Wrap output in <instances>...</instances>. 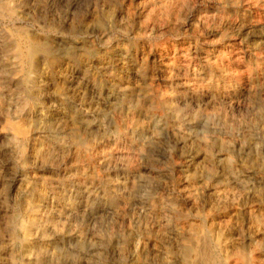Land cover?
Here are the masks:
<instances>
[{
  "label": "rangeland",
  "instance_id": "obj_1",
  "mask_svg": "<svg viewBox=\"0 0 264 264\" xmlns=\"http://www.w3.org/2000/svg\"><path fill=\"white\" fill-rule=\"evenodd\" d=\"M54 1L55 0H15V3L17 6H19L18 10L20 12L28 13L29 11L33 17L35 16V19H45V17L49 14L47 13V11L50 12L49 7ZM124 1L122 2V0H66V3H64L65 0H61L60 3L62 4V10L59 12V14L62 13L61 16L67 19H71L72 17L74 19L93 18L91 21L96 29L94 35V40H96L95 45L97 52H100L102 54H110L115 48L128 50V52L132 54L135 51V45L137 44L139 46L142 45V43L147 44L146 46L150 49H155L158 46H162L167 42L181 39H189L193 43V45L196 43L197 45H200V40L207 39V34L213 31H215L216 34L214 35V38L212 36L208 39V41L214 43V45L217 46V49H220L219 51H221L225 48V46L229 44V41H232V35H234L233 31L231 32V30L222 29V23L227 25V27H230L231 23H236L238 26L244 27L250 26L253 28V35L247 36L248 38L244 37L246 39H243V42L241 41L243 50L246 51L245 53L250 55V58H247V60H245L244 63L241 65L243 68H240L238 70V68L236 69V67L233 66L234 68L229 71L232 74L238 73V75L242 71H244V73L246 72L244 81H242V84L238 86V89L242 92L241 96L239 98L235 97L237 101L235 98H233V100H227V102L224 101L225 104H219V102L222 103V101L219 100L208 101V99L200 97L201 99H199L200 101H198L200 104L197 101V104L196 102L191 104H186L185 102H182V105H179L178 109L175 111V108L173 110H170L172 105L175 104H171L169 102L165 103V101H167L166 99H172L177 96L176 89L172 85V83L163 85L159 82L152 83L151 81L147 80H138V83L135 82L132 84L131 87L133 89L131 92V97H129V99L125 102L122 96L123 92L121 91V89L125 88L127 84L125 82H119L120 77H116V79L114 78L112 80V83H115L114 93L116 96H118V102H122V104L121 106L118 105V107L116 108L114 106L109 107L106 106V102H102L101 100H99L97 106L98 110L96 109V111L94 112V115L96 114L97 116H94L97 125L95 124L93 131L89 132L87 129L82 128L84 126H82L81 124H78V126L77 124H71L72 120H67L66 118H64L63 120H58V122L60 123L56 122L53 124L55 125V128H57L56 125L59 124L60 132L63 128L61 132L62 135H60L59 137H61L62 139L60 143L63 145V149H65L66 152L65 150H63V153L60 155L59 160L58 158L52 159L50 158V156H47L44 162L36 163L35 166L30 165L29 167H21L17 164L15 158L13 157L12 148L7 145H1L0 143V264H10V262H8V259H10V257H8L9 255H7L8 250H10V248L12 256L17 262L16 264H28L30 263L29 260L31 259V261L33 262H31L30 264H36L35 259L37 255L42 254L44 250L45 252L46 250H49V257L50 255L55 254V257L58 256L59 258L61 252H63L62 255L66 253H74L78 255V249L75 247V243L70 242V239L66 238V240H61V235L57 237L51 235L52 231L49 229L51 227L53 228L54 225H56L58 229L63 230L65 233H69V231L72 230L73 232L71 231V234H73L74 231L78 232L80 231V229L83 228H85V233H88L90 231L87 235L88 238H86L87 242L93 244L97 243L100 247L99 251H101L99 252L100 258L94 259V263L97 262V260H101L102 258L103 260L101 261V263L103 264H157L159 261L160 262L158 264H174V262L175 264H180V260L178 257L181 255V249L183 248L182 244L184 239L194 237L196 239H206V241L211 244L213 248L218 247V249L220 250V254L218 255L223 263L264 264V0H184V9L181 10V13L183 15L184 13L185 15L188 14V16L183 17V15H180V19H185V17H189V19H192L193 27L188 30L184 29L181 31H176L175 29H173V25L171 23V20L178 19L176 18V15L173 17L162 15L157 18H148L156 19L151 20L150 23L153 26L156 24V26H158V30L161 29L159 30V32L152 34H150L149 31L147 32L148 34L143 31V23H140L138 21L139 17L136 12L138 6H141L147 2L150 3L152 0ZM28 2L30 5H28ZM89 11L91 12L92 16H86V13ZM49 15L52 16L53 14L50 13ZM2 27L3 29L10 30V27L4 19V16L0 15V29ZM226 58L230 59V56H227ZM233 70H238V72H235ZM232 78L233 76L230 79ZM251 81L255 82L251 83ZM3 82V86L6 87L8 85V82L10 81L5 78ZM116 84L122 87L120 88L116 86ZM6 91L7 89H4V92ZM247 91L250 92L247 93ZM12 99L13 104V101L17 100V97L14 96ZM53 101L56 100L53 99ZM15 102L16 101H14V103ZM214 102L216 103V105ZM228 103L231 107L227 105ZM252 103H254V105ZM70 105L71 104L69 103L67 105H61V109L63 108L64 110H62L65 112L67 111L68 113L70 111ZM203 105L205 106V109L207 108V110L203 109ZM220 107L221 110H219ZM104 109L106 111H108L107 109H109V111L106 112ZM182 109L184 112H182ZM222 109H224L225 112L224 110L222 112ZM130 115L132 116L130 117ZM110 116L112 117V119L110 118ZM100 117L103 119L101 120ZM174 120L176 121L174 122ZM72 127H78V129L82 131H78L80 133L79 137L93 138L94 142L97 141V143H101L100 145L98 144L99 147L96 146L97 148H95L94 151L90 152L91 156L92 154L98 153L99 160L97 159L95 163L92 160L89 161V159H85L82 157V163L79 164V167L77 169L78 173L76 171V173H74V176L81 177L80 173H82V170H84L86 166H89L90 170L86 167L88 169L87 171L93 173L96 179V183L92 190H86L85 192H90L91 200H93L94 195L96 193H99V198H97V200L94 202L95 206L104 204V200L112 202L111 204L113 205L112 208L111 206H108L109 208H111V210H106V212H103L102 214L96 217L88 216L82 219L83 215H81V219H77V222L79 221L78 224L76 223V221L72 222L71 224V222L65 220V217H68L70 211H72L73 209H77L80 204V201L78 200L79 193L80 191L82 192L83 190H85L79 189L76 181L77 178L74 179V177L71 176V173H73L72 169L69 170V167L71 165L70 160L75 157V148L81 149V147H78V145L73 142L72 136H70L73 132ZM155 128L158 129L160 134V139L158 141L160 144L157 143V146L155 145L156 147L154 148V152L152 151L153 155H150V157L147 158V153L143 152L142 149L150 140H156L157 136L155 137V131H153ZM95 129H98L99 131ZM161 129L162 133L160 132ZM96 132L99 133L96 135ZM151 133H153V135ZM128 140L130 144L128 143ZM131 142L133 145L131 144ZM128 144L133 147H130ZM206 147H208V150ZM130 148L134 150H129ZM136 150H141V152H136ZM69 151L71 152L69 153ZM131 155L133 156L130 157ZM135 155L138 156L135 157ZM83 156H85L84 153ZM139 156H141V158ZM133 157H135L136 160ZM112 160H114L115 162ZM90 162L92 163L90 164ZM99 163L103 166L101 170H98L97 167L99 166ZM142 163L144 164V166ZM93 165H95V167H93ZM211 166L213 167V169ZM139 170L140 174H142L138 180L140 194L139 196L137 195L136 197H134V200L137 201V204L136 202H133L129 206H127L128 208L126 206H123L122 204H119L118 206L117 199L113 194L114 189L112 188L113 184H115L114 181H118L123 178L126 172L136 174ZM23 173H28V178L24 179L23 184L28 186L29 189L33 191V193H41L43 195L44 200L47 199V203H50L49 205L51 207L56 206L57 204L61 206L60 209H64V212L61 214V216L63 217L61 221L55 220L50 216L47 220V217L43 215V217L46 218V221L44 220L45 222H43L39 218V213L36 214L33 219H37V224L35 228H33L31 233L32 238L35 237L32 240L36 242V245L31 244L25 246V244L22 245L21 242H17V236L23 237L24 235V228L21 226V223H23V221L26 222V220H32V218H28L29 216L26 213V204H19V202L16 200V202H14V197H12V194L10 193L14 185L17 184H15V181L22 179ZM30 173L33 174V177L29 176ZM54 174L57 175L55 176ZM208 175L210 177H208ZM180 179H185L186 181L184 180V182ZM198 180L201 182H199ZM205 181L206 183L202 184V182ZM87 186L88 189L91 187V185L88 184ZM183 187L184 189L186 187L188 188H186L187 190H184ZM218 188L222 190H218ZM178 189L182 190L183 192H179ZM194 191H196V193ZM212 191L213 193H210ZM216 192H221L223 196L220 193V198L217 197L219 193H217L216 195ZM180 193H184L182 197ZM88 195L89 194H87L85 197L87 198ZM221 197L224 198L221 199ZM206 200H208V202ZM227 200L229 201L227 202ZM153 201L154 203H152ZM217 201L221 202H219L218 204ZM223 201L227 203L225 204ZM116 202L117 204H115ZM182 202H186V204H183ZM222 202L224 205H220V203ZM161 203H164L163 205L165 207ZM197 203L199 205H197ZM177 205L178 207L176 208L175 206ZM216 205L218 206L215 211L214 206ZM222 205L225 207H223ZM179 206L182 207L180 208ZM163 207L166 210L162 209ZM191 207H194L196 209H192ZM200 207H202L201 210ZM218 207L221 210L218 209ZM209 208H211V210ZM181 209L184 211V213H182L183 211ZM186 209H188L191 213ZM208 209L211 211V213ZM68 210H70L69 213ZM147 210H149V212ZM124 212L126 213L124 214ZM160 212L164 213L159 215ZM174 212L177 215H175ZM149 213H151L152 215ZM192 214L195 218L191 216ZM156 215L161 217H156ZM204 219L207 221H205ZM179 220L181 221L178 223ZM144 221L146 222V224ZM102 224L104 225L103 227ZM117 224L118 228L115 226ZM163 224H166L165 227ZM168 224H170V226ZM190 224L192 226H190ZM64 226H66L65 229ZM171 226H173V228H171ZM38 227H41V229L39 230ZM181 227H185V229H182ZM94 228L96 230L98 229L97 231H99L98 233L100 234L96 233L97 231ZM190 228L193 231H191ZM150 229L152 231H150ZM109 230H114V233ZM166 230H169L171 232ZM43 231H46V234L44 236H42L41 234ZM197 231H199V234L202 231L203 235L201 233L198 236ZM105 232L107 233V236ZM162 233H166V235L168 236L164 234L163 237ZM136 234L139 235L137 236ZM109 235L113 237L112 241L114 243L107 242V237ZM186 235H188V237ZM170 237L172 240L170 239ZM128 239L130 240V242ZM166 239L168 240L164 243V240ZM95 240L96 242H94ZM102 240L104 241V243ZM226 240L228 241L226 242ZM67 244H69V246ZM12 245H14V249ZM15 245L17 247H15ZM21 245L22 249L20 248ZM64 245L66 246V248ZM124 247L126 248L124 249ZM59 250L61 252H59ZM145 250H149V252ZM160 250H162L163 253H161L162 251L160 252ZM101 253L103 254L101 255ZM146 253L147 256H145ZM157 253L159 255H157ZM230 253L233 256L230 255ZM118 255H120V257ZM254 255L256 256V258ZM164 256L165 258L163 259ZM19 257L21 260L19 259ZM133 257H135L136 260H134ZM161 259L164 261H162ZM54 261L61 262L62 258L55 259ZM95 264H99V261Z\"/></svg>",
  "mask_w": 264,
  "mask_h": 264
},
{
  "label": "bare ground",
  "instance_id": "obj_2",
  "mask_svg": "<svg viewBox=\"0 0 264 264\" xmlns=\"http://www.w3.org/2000/svg\"><path fill=\"white\" fill-rule=\"evenodd\" d=\"M60 1L61 0H55L50 5V7H49L50 12L47 11V13H49V14L52 13L53 14L52 16H50L48 14L45 17V19H35L34 18L35 16L33 17L29 11H28V13L20 12L18 10L19 6L16 5L15 0H0V15L4 16V19L6 20L8 26L10 27V30L3 29V27L0 29V43H1V48H0V135H2V136H0V143H1V145H7V146H10L12 148L13 157L15 158V161L17 162V164L20 165L21 167H24V166L29 167L30 165L35 166L36 163L44 162V160H45V158H47V156H50V158H52V159H55V158H58V160L60 159L59 157L63 153V150H65V149H63V145L60 143L62 139H61V137H59L60 135H62L61 132H62L63 128L60 132L59 124L56 125L57 128H55L54 127L55 125H53L54 123L58 122V120H63L64 118H66L67 120L70 119V120H72L71 124L72 123L77 124V126H78V124H81L82 126H84L82 128L87 129L89 132H91L94 130L93 128H94L95 124L97 123V122H95L96 121L95 117H97V116H96V114L94 115V112L96 111V109L98 110L97 106H98L99 100H101L102 102H106V106H109V107L114 106L116 108V107H118V105L121 106L122 102H118V96H116L114 93L115 83H112V80L114 78L116 79V77H120L119 82H125L127 84V86H125V88L121 89V91L123 92L122 96H123V99L125 102L129 99V97H131V92L133 89L131 87L132 84L135 82L138 83L139 82L138 80H142V81L147 80V81H151L152 83L159 82L160 84L162 83L163 85L172 83V85L176 89V93H177L176 95L177 96L172 98V99H166L167 101H165V103L169 102L171 104H175V105H172V107L170 106L171 107L170 110H173L175 108V111L178 109L179 105H182V102H185L186 104L187 103L191 104V103H194L196 101L197 102L200 101L199 99H201V98H205V99H208V101L209 100H211V101L219 100V101H222V103L219 102V104H223L224 101L227 102V100H233V98H235V97L239 98L241 96L242 92L238 89V86L242 84V81H244V78L246 76L245 75L246 72L244 73V71H242L238 75V73L232 74L229 71H231L234 67H236V69L238 68V70L240 68H243L241 65L244 63L245 60H247V58H250V55L245 53L246 51L243 50L241 41L243 39L248 38L247 36L253 35V30H252L253 28L252 27H250V26H248V27L238 26L236 23L235 24L231 23L230 27L229 26L227 27V25L222 23L221 24L223 26L222 29L231 30V32L232 31L234 32V35H232L233 36L232 41L231 42L229 41V44L227 46H225V48L221 51H219L220 49L219 50L217 49V46H215L214 43L208 41V39L210 37L213 36V38H214V35L216 34V32L213 31V32H209L207 34L208 35L207 39H205V40L201 39L200 40V42H201L200 45H197V43L193 45V43L189 39H187V40L181 39V40H173V41L167 42V43L163 44L162 46H158L155 49H152V48L150 49L149 47L146 46L147 44L142 43V45H140V46L137 44V45H135V51L132 54H130L128 52V50L119 49V48H115L114 50H112V53H110V54H104V53L102 54L100 52H97V49H96V45H95L96 40H94L95 39L94 35H95L96 29L93 26L92 21H91L93 18L92 19H79V18L74 19L73 17L72 18L70 17L71 19H67V18L62 17L61 16L62 13L59 14V12L62 10L61 9L62 4L60 3ZM123 1L124 0H122V2ZM147 1H149V0H147ZM233 1H238V0H233ZM184 2H185L184 0H152L150 3L147 2L141 6H138L136 12H137V15L139 17L138 21L140 23L141 22L143 23V29H144L143 31H145L146 33L149 31L150 34L159 32V30H161V29L158 30L157 29L158 26H156V24L153 26L150 23L151 20H156V19H148V18H157V17L162 16V15H165L168 17L169 16L173 17L176 15V18H178V19L171 20V23L173 25V29H175L176 31H181L184 29L188 30L191 27H193L192 19H189V17H185V19H180V15H183L181 13V10L184 9ZM64 3H66V0ZM28 5H30L29 2H28ZM93 12H95V11H93ZM178 12H179V14H178ZM87 15L92 16L90 11L86 13V16ZM184 16H188V14L185 15V13H184L183 17ZM241 28H243V29H241ZM195 29H196V27H195ZM244 37H246V38H244ZM227 56H230V59L226 58ZM235 70H233V71H235ZM238 70L235 72H238ZM98 73H99V76H98ZM232 76H233V78L230 79ZM5 78H7L10 81V82H8V85L6 87L3 86L4 85L3 80ZM215 79H218V80H215ZM253 82H255V81H253ZM253 82L251 81V83H253ZM106 85L109 87H107ZM116 86H118L120 88L122 87V86H119L117 84H116ZM4 89L5 90L7 89V91L4 92ZM248 92H250V91H247V93ZM14 96L17 97V100H14L16 102L14 103V101H13V104H12V100H13L12 98ZM249 96H250V94H249ZM53 99L56 101H53ZM255 99H257V98H255ZM208 101H206V102H208ZM236 101H237V99H236ZM197 102H196V104H197ZM68 103L72 105V106L70 105V107H69L70 111L68 112L70 117H69L67 111L65 112V111H63L64 110L63 108H62L63 110L61 109V105H67ZM209 103H211V102H209ZM229 103L227 104L228 106H230ZM238 103H240V102H238ZM252 104L254 105V103H252ZM215 105H216V103H215ZM217 105H218V103H217ZM167 106H168V104H167ZM189 106H191V105H189ZM198 106H201V105H198ZM202 107H204L203 109H205L204 105ZM216 108H214V109H216ZM107 110L109 111V109H107ZM205 110H207V108ZM205 110H204V112H205ZM219 110H221V107L219 108ZM223 110L224 109H222V112H223ZM108 111H106V112H108ZM182 112H184L183 109H182ZM224 112H225V110H224ZM63 114H65L67 116H65ZM220 115H221V113H220ZM131 116L132 115H130V117ZM144 116H146V115H144ZM150 117H153V116H150ZM110 118L112 119L111 116H110ZM100 119L102 120L103 118L100 117ZM118 120H119V118H118ZM175 121L176 120H174V122ZM58 123H60V122H58ZM72 130H73V132L71 133L70 136H72L73 142L76 145H78V147H81V149L75 148V152H74L75 157L74 158L71 157L72 160H70L71 165L69 167V170L72 169L73 173H71V176L74 177V179L77 178L76 181H77L79 189L80 190L85 189V190H83L82 192L80 191V193H79V196H78V200L80 201L79 206L77 207V209H73L72 211L68 210V213H69V211H70V213H69L68 217L65 215L67 217V218L65 217V220H68V222H71V224H72V222L76 221V223L78 224L79 221L77 222V219L78 218L81 219V217H80L81 215H83L82 219H84L85 217H88V216L96 217V216L102 214L103 212H106V210H111L113 205L111 204L112 202L104 200V202H103L104 204H100L99 206H95L94 202L97 200V198H99V193H96L94 195L93 200H91L90 199V192L89 193L85 192L86 190H92L95 183H96V181H95L96 179H95V176L93 175V173H91L90 171H87L89 169V166L88 167L86 166L88 169L86 167L84 170H82L83 168L81 169L82 170V173H80L81 175L78 174L81 177L74 176V173H76V171L79 167V164L82 163L81 162L82 157L85 159H89V161L92 160L95 163H96L97 159L99 160L98 153L92 154V156L90 155V152L94 151L95 148H97L96 146H98L99 142L98 143H97V141L94 142L93 138L79 137L80 133L78 131L80 129H78V127L77 128L72 127ZM95 130H98V129H95ZM135 131H137V130H135ZM153 131H155V137L157 136L156 140H150L148 143H146V145L142 149L143 152L147 153V155H148L147 158H149L150 155H153L154 148L157 146L156 144L157 143L160 144L158 142L160 139V137H159L160 134H159L158 129L155 128ZM161 131H162V129L160 130V132ZM98 133L96 132V135ZM151 134L153 135V133H151ZM128 143L130 144L129 140H128ZM131 144H132V142H131ZM71 146H73V145H71ZM130 147H133V146H130ZM206 148L208 150V147H206ZM206 148H204V149H206ZM135 149H139V148H135ZM129 150H134V149L130 148ZM137 151L141 152V150H136V152ZM65 152H66V150H65ZM70 152L71 151H69V153ZM123 152H125V151H123ZM83 153L85 154V156H83ZM130 153H132V152H130ZM127 155H128V153H127ZM132 156L133 155H131L130 157H132ZM136 156H138V155H135V157ZM141 156H139V157L141 158ZM135 157H133V158H135ZM135 160H136V158H135ZM135 160H133V161H135ZM112 161H114V160H112ZM91 163L92 162H90V164ZM203 164H204V162H203ZM136 166H137V164H136ZM143 166H144V164H143ZM93 167H95V165H93ZM97 167H98V170H101L103 168L102 164H100V163H99V166H97ZM139 169H140V167H139ZM212 169H213V167H212ZM77 173H78V171H77ZM225 173H226V171H225ZM143 174H145V173H143ZM141 175L142 174H140V170L136 174H133L131 172H126V174L124 175L123 178H121L118 181H114L115 184L112 183L113 184L112 188L114 189L113 194L116 197L117 202H118V204H117V202L115 204H117L118 206H119V204H122L123 206H126V207L129 206L133 202H136V204H137V201L134 200L135 199L134 197H136L137 195L139 196V194H140V187L138 184V180L141 177ZM214 175H215V173H214ZM29 176L33 177V174L30 173ZM208 177H210V176L208 175ZM25 178H28V173H26V174L23 173L22 179L15 181V184L16 183L17 184L14 185V187L11 189L10 193L12 194V197H14V200H13L14 202L18 201L19 204H21V203H22V205L26 204V206H27V212L26 213L29 216L28 218H32V220H30V221L26 220V222L23 221V223H21V226L24 228V232H23L24 235H23V237L17 236V242L18 243L21 242L22 245L25 244V246H27V245H31V244L36 245V242L32 240L35 237L32 238V236H31L32 230H33V228H35V226L37 224L36 223L37 219H33L36 216V214L39 213V218L43 222L46 221L45 217H47V220H48L49 216L55 220L61 221L63 219L61 214L64 212V209H60L61 206H59L57 204H56V206L51 207L49 205L50 203H47V199L44 200L43 195L41 193L40 194L33 193V191H31L28 186L23 184ZM144 180H140V181H144ZM180 180H182V179H180ZM184 180H182V181H184ZM224 180H226V179H224ZM228 181H230V180H228ZM199 182H201V181H199ZM203 183H206V181L202 182V184ZM87 184L91 185V187L89 189H88ZM186 188H188V187H186ZM146 189H144V190H146ZM172 189H174V188H172ZM183 189H184V187H183ZM218 190H222V189L218 188ZM169 191H171V190H169ZM180 191H182V190H179V192ZM194 192L196 193V191H194ZM221 192L215 193L216 195H217V193H219L217 197L220 198L219 195ZM210 193H213V191ZM84 194H86V195L89 194V195L86 198L85 197L86 195H84ZM183 194H181V197ZM162 195H163V193H162ZM186 196H188V195H186ZM222 196H223V194H222ZM184 197H185V195H184ZM190 197H191V195H190ZM207 197H209V196H207ZM210 198H211V196H210ZM222 198H224V197H221V199ZM208 200H210V199H208ZM208 200H206V201L208 202ZM206 201H205V203H206ZM228 201L229 200H227V202ZM161 202H163V201H161ZM219 202H221V201H219ZM219 202L217 201L218 204H219ZM223 202L220 203V205L223 204ZM68 203H69V201H68ZM152 203H154V201ZM183 204H186V202H184ZM183 204H181V205H183ZM212 204H211V206H212ZM178 205L175 207L177 208ZM197 205H199V204L197 203ZM108 206H111V208H109ZM217 206L218 205L214 206L215 211L217 209ZM164 207L162 209H165ZM179 207L181 208L182 206H179ZM223 207H225V206H223ZM201 208L202 207H200V210H201ZM211 208H209V209L211 210ZM194 209H196V208H194ZM218 209H220V208L218 207ZM186 210H188V209H186ZM124 211H125V208H124ZM147 211L149 212V210H147ZM144 212H145V210H144ZM155 212H158V211H155ZM125 213L126 212H124V214ZM162 213H164V212H160L159 215H161ZM182 213H184V211ZM185 213H187V212H185ZM210 213H211V211H210ZM215 213H217V212H215ZM149 214H151V213H149ZM174 214H175V212H174ZM207 214H208V212H207ZM43 215L45 217H43ZM175 215H177V214H175ZM163 216H164V214H163ZM179 216H180V214H179ZM185 216H187V215H185ZM191 216L194 217L193 214ZM208 216H209V214H208ZM156 217H159V216L156 215ZM37 218H38V215H37ZM168 218H170V217H168ZM97 219H99V218H97ZM196 219H198V218H196ZM205 219H207V218H205ZM22 220H23V218H22ZM94 221H95V219H94ZM99 221H101V220H99ZM180 221L181 220H179L178 223ZM192 221H193V219H192ZM205 221H207V220H205ZM20 222H22V221H20ZM152 222H150V223H152ZM170 222H172V221H170ZM55 223H57V222H55ZM103 224H102V227L105 225V224L104 225ZM139 224H137V225H139ZM145 224H146V222H145ZM94 225H95V223H94ZM165 225H164V227H165ZM168 225L170 226V224H168ZM182 225H183V223H182ZM38 226H40V225H38ZM109 226H111V225H109ZM115 226L117 227L118 224ZM115 226H114V229H115ZM190 226H192V225L190 224ZM19 227H20V225H19ZM65 227L66 226H64V229H65ZM193 227H195V226H193ZM23 228H21V229H23ZM107 228H108V226H107ZM171 228H173V226H171ZM183 228L185 229V227H183ZM197 228H198V226H197ZM38 229L40 230L41 227H38ZM76 229H78V228H76ZM84 229L85 228L80 229V231H78V232L74 231V233L71 234L72 230L69 231V233H65L63 230L58 229L56 225H54L53 228L51 227L49 229L52 231L51 235H53L55 237L61 235L62 236V238H60L61 240H66V238H68V239H70V242L75 243V247L78 249V251H77L78 255H76L74 253H66V254L62 255L63 252H61L59 250V252H61L60 256H62V257H60V256H59V258H58V256L55 257V254L50 255V257H49V252H48L49 250H46V252L44 250V252L42 251L43 252L42 254L37 255L36 259L34 257L36 264H48V263L51 264V262H52V264H95V263H98V261H99V264H103V263H101V261L103 260L102 258H101V260H97V262L94 263V261H95L94 259L100 258L99 257V252H101V251H99L100 247L97 243L93 244V243L87 242L86 238H88L87 235L90 231L88 233H85ZM139 229H141V228H139ZM148 230H149V228H148ZM148 230H146V231H148ZM169 230H173V229H169ZM169 230H166V231H169ZM109 231H111V230H109ZM119 231H120V227H119ZM150 231H152V230L150 229ZM178 231H177V234H178ZM191 231H193V230L191 229ZM98 232L99 231H97L96 233H98ZM111 232L114 233V230H112ZM169 232H171V231H169ZM195 232H196V230H195ZM197 233L199 236L202 233V231L200 234H199V231H197ZM41 234H42V236H44L46 234V231H43ZM98 234H100V233H98ZM118 234H119V232H118ZM164 234L166 235V233H164ZM164 234L162 233L163 237H164ZM202 235H203V233H202ZM106 236H107V233H106ZM115 236H118V235H115ZM166 236H168V235H166ZM179 236H181V235H179ZM186 236L188 237V235H186ZM193 236H195V235H193ZM101 237H100V239H101ZM189 237H190V235H189ZM107 238H108V241L106 240L107 242H109V243L113 242L112 241L113 237H111L109 235ZM172 238H173V236H172ZM163 239H162V242H163ZM170 239H171V237H170ZM153 240H154V238H153ZM167 240L168 239L164 240V243ZM175 240H176V238H175ZM42 241H44V240H42ZM91 241H92V239H91ZM115 241H117V240H115ZM149 241H150V239H149ZM177 241H178V239H177ZM177 241H176V243H177ZM181 241H182V239H181ZM227 241L228 240H226V242ZM94 242H96V240ZM129 242H130V240H129ZM168 242H170V241H168ZM179 242H180V240H179ZM103 243H104V241H103ZM229 243H230V241H229ZM22 245H21V247L19 246L21 249H22ZM67 245L69 246V244H67ZM162 245H163V243H162ZM167 245H169V244H167ZM12 247L14 249V245H12ZM15 247H17V246L15 245ZM182 247L183 248L181 249V255L178 257L180 260V264H227V263H223L221 261V259L219 258L218 254H220V250L218 249V247L213 248V246L211 244H209L206 241V239H204V240L203 239H196L194 237L187 238V239L185 238L183 241ZM65 248H66V246H65ZM125 248L126 247H124V249ZM138 248H140V247H138ZM149 248H150V246H149ZM178 249H179V246H178ZM29 250H31V249H29ZM162 250H160V252ZM67 251H65V252H67ZM145 251L149 252V250H145ZM37 252H38V249H37ZM177 252H178V250H177ZM138 253H140V252H138ZM161 253H163V251ZM102 254L103 253H101V255ZM154 254H156V253H154ZM7 255H9L8 257H10V259H8V262H10V264H16L17 263L15 258L12 256L11 248H10V250H8ZM157 255H159V254L157 253ZM230 255H232V254L230 253ZM118 256L120 257V255H118ZM145 256H147V253ZM139 257H141V256H139ZM150 257H151V255H150ZM159 257H157V258H159ZM25 258H26V256H25ZM60 258H62V261L63 260L64 261L63 262L62 261L61 262L54 261L55 259H60ZM133 258H134V260H136L135 257H133ZM164 258H165V256L163 257V259ZM255 258H256V256H255ZM19 259H20V257H19ZM31 260H29L30 263L33 262ZM147 260H149V259H147ZM156 260H158V259H156ZM162 261H164V260H162ZM22 262H23V260H22ZM30 263H28V264H30ZM155 263H157V262H155ZM104 264H107V263H104ZM174 264H175V262H174Z\"/></svg>",
  "mask_w": 264,
  "mask_h": 264
}]
</instances>
